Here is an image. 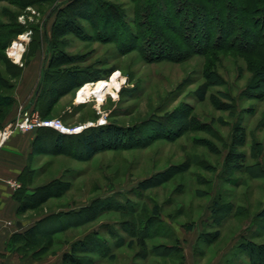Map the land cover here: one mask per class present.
I'll list each match as a JSON object with an SVG mask.
<instances>
[{"label":"rangeland","instance_id":"rangeland-1","mask_svg":"<svg viewBox=\"0 0 264 264\" xmlns=\"http://www.w3.org/2000/svg\"><path fill=\"white\" fill-rule=\"evenodd\" d=\"M68 1L0 0V32L7 34L0 39V44H4V49L0 50V77L4 78H0V89L3 94L15 97L18 103L23 85L21 77H14L15 66L29 64L35 75L30 94L34 97L41 86L44 63L47 64L51 57L62 56L61 51H65L80 59L72 68L96 75L100 72L98 81L118 80L121 87L116 97L108 95L103 104L92 97L83 99L85 101L76 107L74 104L78 103L82 86L64 98L63 106L49 118L60 119L70 127L81 125L80 120L88 117L94 119L88 122L104 119L102 126L116 124L131 133L134 130L136 142L135 148L129 144L125 146L129 147L127 149L103 151L91 160H73L60 155L43 157L39 167L41 173L34 178L32 189L46 186V195L52 197L34 211H28L24 219L41 221L51 213L84 210L76 217V222L82 220L83 225L74 226L52 240L48 235L47 238L41 236L48 242L50 258L62 255L73 242L95 232L111 240L112 231L127 243L131 240L128 234L133 222L139 232L148 231L156 236L151 238L150 245L179 246L181 249L178 248L177 253L183 256L184 264H253L241 245L249 242L264 245V225L258 219V213L264 208V80L256 73L259 68L264 71V60L256 54L234 50L217 51L212 57L192 55L183 62L166 59L151 63L140 50L130 53L120 50L121 35L132 29L125 30L129 26L126 21H134L140 3L134 4L132 0L78 1L73 11L85 8L84 13L90 15L97 8L102 9L101 5L117 6L115 14H108V21H96L92 26L86 18L78 16L79 13L69 15L57 10ZM145 1L148 7L151 4L150 14L147 12L151 17L149 20L144 17L149 30L145 24L142 31L153 36L155 29L165 25L161 16L153 13L157 8L165 14L168 11L159 6L162 0ZM256 8L261 12L257 18H263L264 0H258ZM187 15L186 19H192V15ZM235 15L241 16L238 11ZM77 17L78 24L81 23L88 34L78 29ZM220 20L222 26L226 24L224 17ZM94 28L101 32L99 35L104 40L105 33L113 40L102 41L97 33L88 37ZM45 30L51 39V52L44 37ZM84 34L87 35L84 37ZM221 34L224 33L217 31L216 24L213 35ZM241 36V40L250 38L243 33ZM193 42L204 44V39L197 35ZM14 43L21 47L19 63L12 54ZM127 45H130L129 40ZM216 56L218 59L214 58ZM115 73L119 79H113ZM91 83L96 82L86 84ZM11 84L16 88L8 89ZM202 91L206 94L201 99ZM67 107L72 112L70 121L59 114ZM22 109L33 111L27 104L0 115V129L13 121ZM78 110L80 116H77ZM183 114L192 129L176 137L172 134L174 138L170 140L148 137L153 128L147 130L146 124L153 119L170 121L174 117L178 120ZM173 122L176 121L171 124ZM163 128L165 135L173 131L169 125ZM156 176L157 181H154ZM170 176L166 183H157ZM99 199L102 204L98 205ZM40 200H44L43 196ZM89 206L90 210H85ZM155 207L158 208L157 217ZM153 215L155 218H151ZM45 227L41 225L38 230ZM112 244L111 240V247ZM40 247L36 242L29 249L40 250ZM114 253V259L105 260L96 255L78 256L85 264L91 258H98L96 264H165L159 258L143 259L139 256L144 255L143 251L135 245L132 249L126 245L114 248ZM261 254L264 257V249ZM168 264L175 263L169 260Z\"/></svg>","mask_w":264,"mask_h":264},{"label":"trees","instance_id":"trees-1","mask_svg":"<svg viewBox=\"0 0 264 264\" xmlns=\"http://www.w3.org/2000/svg\"><path fill=\"white\" fill-rule=\"evenodd\" d=\"M78 1L83 0H70L64 7L62 5L57 8V10L59 9L62 13L68 12L69 15H77L79 13L78 16L86 18L92 26H95L96 21H108V14H115V10H117V6L107 5V7H104V5H101L100 8L102 9L99 10L97 8L92 15L87 14L86 12L84 13L83 10L85 8L81 9L79 12H74L73 10L75 6H77ZM132 2L134 4H141V7L138 8V14L141 15V18L137 17L138 14L135 13L134 21H126L129 26L124 24L125 27L127 26L125 29L126 31L129 27L132 29L128 33H123L121 35L122 37L119 39V42H122L120 46V50L122 52L125 51L126 53H130L134 50H140L143 57L151 63L166 59L172 62H183L192 55H209L212 57V55H214V53L217 51L220 52L234 50L244 51L245 54H256L260 60H264V20H262V22L260 21V19H264V14H262L263 18H257L258 14L261 13L260 10L256 8L258 0H162L159 6H164L168 13L165 14L163 10L158 8L155 10V13H153L154 16L159 15L163 21H165V25L163 24L164 28L159 30L155 29L156 34L153 36L145 32V30L142 31V27L146 24L145 18L148 17L147 19L149 20L151 17L148 16L147 13L149 12L150 14L148 9L150 8L151 4L148 7L149 3H147L145 0H132ZM57 10L55 9L53 13H55ZM219 11H222V13ZM225 11H227V14ZM237 11L240 12L241 16L235 15ZM187 13L188 15H192V19H186L184 17L187 15ZM220 17H224V21L227 25H229V28L226 27V24L223 26L222 23L220 24ZM167 19L169 21L172 19L171 23H169ZM236 19L237 21L235 24H232L233 20ZM78 21L79 19L77 20V23H75L79 27L78 29L81 32L87 33L85 27L81 23L78 24ZM142 22L145 23L142 24ZM216 24L217 31H223L224 34L214 37L213 34ZM146 26L148 31V24H146ZM73 33L77 34V32ZM93 33H97L98 37H101L99 35L101 32H99L97 28L92 29L89 33L90 36L88 37H94L92 36ZM242 33L243 35L246 34L248 37L250 36V38L248 40H241L243 38L241 36ZM87 34H84V37ZM197 35L204 39V44H196V42H193V39L196 41ZM104 36H106V38L104 40V38L101 37L102 41L108 42L113 40L107 33H105ZM3 37H7V34L0 32V39ZM44 37H46L45 39L49 43V51L51 52L52 44L47 30L44 31ZM128 40L130 43L129 46L127 45ZM239 42L241 45H237ZM155 44L157 46H155L154 49L152 46ZM2 49H4V44H0V50ZM61 54L62 56L51 57L48 60V63L46 64L45 62L42 66L41 86L38 93L34 94V97L30 103L32 110L38 112L39 116L44 120L51 119L49 117L51 116L57 101L61 99L63 95L77 91L86 83L97 82L101 78L100 72L96 75L91 71L87 72L86 70L72 68V66L80 63L78 62L80 59L78 57L68 55L65 51H61ZM214 58L218 59L217 56ZM15 68L17 73L15 75H10H14L15 78L21 77L24 71L23 67L15 66ZM256 73L260 79L264 80V71H262V68L256 70ZM0 78L4 80L2 76ZM206 85L207 84H205V87H207ZM15 88L16 86L11 84L10 88L8 89L13 90ZM205 94V91H202L200 96L201 99L205 97ZM16 102L17 100L15 97L9 94H3L2 88L0 89V115H7L8 111L13 108ZM181 118L182 119L179 118L180 120H176L173 117V119L170 121H158L153 119L150 123L146 124V127L148 126V128H146L147 130L153 128L148 137L150 139L153 138V140L158 138H167V140H170V138H174L172 134H175L176 137L178 134L181 135L184 131L192 129L191 123H187L185 121V114H183ZM171 121L176 122L171 124ZM164 125H169L173 131L167 133L168 135H165V133H163ZM0 126H2V123ZM42 129L47 128H38L37 130ZM175 129H178L179 133L177 130L175 131ZM154 131L156 133L152 135ZM51 132L54 133L53 135L56 137L55 140L57 141L56 146L51 150L52 153L69 156L70 158L76 160H91L100 152L111 149H127L129 147L125 146L129 144H133L132 147L135 148L134 142H136L135 135L133 136V132L136 134L134 130L131 133L130 130L122 128L116 124L90 127L78 135H63L55 130H52ZM145 140L146 138L144 137V140L141 141L144 142ZM150 142L148 141V143ZM72 144L75 145L76 149L74 146L72 147ZM171 177L172 176L167 178V180H165L166 178L164 180L162 179V181L159 180L157 183H166V181L170 180ZM34 178L35 174L31 172L27 174L24 179H20H23L24 181L22 180V188L19 190L17 198L20 202L19 213H26L29 210L37 209L43 203V201L46 202L45 200L52 197L51 195H46V186H42L37 189L33 188L32 191L29 190L28 187H32ZM156 178L157 176L154 177V181H157ZM42 196L44 200H40ZM97 202L98 205L99 203L102 204L100 199L97 200ZM85 210H90V206L86 207ZM83 211L84 210H70L68 212L54 213L48 218L49 221H47V218L38 221L36 222L35 226L26 232L18 234L16 241H24V247L27 249H29L31 244L37 242L41 244L40 250L42 252H46L50 249L46 246L48 242L43 241L42 238H47L48 235V239L52 240L59 233H65L74 226L83 225V222H81L82 220L80 223L76 222L78 219L76 217L82 215ZM154 214H156L155 216L157 217V207L154 208ZM151 218H155L154 215ZM258 219L262 221L264 225V208L258 213ZM63 220H67L69 222L68 225L60 224V221ZM46 222L50 223H47L46 227L42 228V231H39L38 229L41 224ZM149 222L150 221H148V223ZM136 223L138 224V222ZM148 223L146 225L148 229H150L151 225ZM130 227L131 228L129 229L128 235L131 237V240L127 243V240L116 236L111 231L110 238L113 242L112 247L110 246L111 240L108 238L106 239V237H103L100 233L96 232L92 233L91 235H87L82 239L76 240L70 245L69 250L63 254L62 264H85L83 262L84 260L80 259L78 255H96L98 258L104 260L108 259L109 257L114 259V248L120 249L125 245L131 249L134 247V245L139 247V250L141 249L144 254L139 256L145 260L159 258L163 259L165 264H168L169 260L175 264H184L183 256H178L177 253L178 248L181 249L179 246L156 243L155 245H150L149 241L151 238L154 239L156 236L149 234L148 231L139 232L138 226L136 224L134 225L133 222L130 223ZM51 228L55 230L49 234L48 231ZM42 235L44 236L41 237ZM218 235L219 234L217 233L216 236ZM241 249L249 256L251 263L264 264V260H261L264 259V257H261V251L264 249V245H254L252 242L243 243L241 245ZM98 258L89 259V263L87 264H96V259ZM158 263L163 264L161 262Z\"/></svg>","mask_w":264,"mask_h":264},{"label":"crops","instance_id":"crops-1","mask_svg":"<svg viewBox=\"0 0 264 264\" xmlns=\"http://www.w3.org/2000/svg\"><path fill=\"white\" fill-rule=\"evenodd\" d=\"M20 67L24 69L21 76L23 94L11 111L20 105H30L33 99L30 94L35 83V75L32 73L29 64L27 67L25 64L20 65ZM71 94L72 92L65 94L57 101L51 115H55L58 108L63 106V99ZM74 105L78 107L81 104L75 103ZM70 110V107H67L66 110L59 111V114L63 119L70 121V113H72ZM99 111L101 112V108ZM80 113L78 110L77 116H80ZM90 118L81 119L79 123L85 124L94 120ZM51 131L52 129H42L26 133L17 132L0 148V264H62V256L69 250L66 249L62 255H55L51 259V255H49L51 251H46L48 253L43 254L41 250L27 249L24 247V243H21L22 241H16L18 234L26 232L38 222L37 220L30 222L28 219H24L28 215V211L19 213L20 202L17 198L26 175L31 172L35 174V177L40 175L42 168L39 167L43 157L55 158L59 156L51 151L57 144L56 137ZM21 178L23 181L20 180ZM28 188L32 191V187L29 186ZM31 211L34 210H29V212ZM53 214L51 213L44 219L47 218L49 221L48 218ZM47 223L50 222L41 225H47ZM68 223L67 220L60 221L62 225H68ZM54 230L51 228L48 233L50 234Z\"/></svg>","mask_w":264,"mask_h":264},{"label":"built area","instance_id":"built-area-1","mask_svg":"<svg viewBox=\"0 0 264 264\" xmlns=\"http://www.w3.org/2000/svg\"><path fill=\"white\" fill-rule=\"evenodd\" d=\"M16 44L17 43H14V45L12 46V49H15ZM17 61H18L17 63H19L21 59H18ZM115 78L119 79L117 73L114 74L113 79ZM96 83H91L90 85L94 86ZM87 85L88 84L84 85V87H82L79 90L78 97H77L78 103L85 101L83 100L85 98L89 99L86 96H84V90L87 87ZM110 96L112 95L110 94ZM86 101H90V100H86ZM103 124H104V119H100L97 122H87L85 124H81L75 127H70V126H66L64 122L60 119H45L44 120L39 116L38 113H35L33 111L30 112L29 110L22 109L19 115L13 121L7 124L3 129H0V148L4 145V143L10 137L14 135L15 132L26 133V132L37 130L38 128H47V129L55 130L63 135H78L90 127L102 126Z\"/></svg>","mask_w":264,"mask_h":264},{"label":"bare ground","instance_id":"bare-ground-1","mask_svg":"<svg viewBox=\"0 0 264 264\" xmlns=\"http://www.w3.org/2000/svg\"><path fill=\"white\" fill-rule=\"evenodd\" d=\"M15 49L16 50L13 52V54L15 55L17 59H21V56H22L21 47L18 44H16ZM120 85L121 83L118 80L112 81V82L99 81L94 86H90V84H88L84 90V96H86L89 99L92 97L96 98L98 103L103 104L105 100L107 99L108 95L111 94L114 97L117 96V91H119L121 87Z\"/></svg>","mask_w":264,"mask_h":264},{"label":"water","instance_id":"water-1","mask_svg":"<svg viewBox=\"0 0 264 264\" xmlns=\"http://www.w3.org/2000/svg\"><path fill=\"white\" fill-rule=\"evenodd\" d=\"M19 226H20V224H19Z\"/></svg>","mask_w":264,"mask_h":264}]
</instances>
